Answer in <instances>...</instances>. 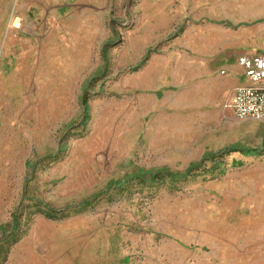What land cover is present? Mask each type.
<instances>
[{"label":"rangeland","instance_id":"rangeland-1","mask_svg":"<svg viewBox=\"0 0 264 264\" xmlns=\"http://www.w3.org/2000/svg\"><path fill=\"white\" fill-rule=\"evenodd\" d=\"M259 51L264 0H0V264H264V153L110 186L261 146Z\"/></svg>","mask_w":264,"mask_h":264},{"label":"built area","instance_id":"built-area-1","mask_svg":"<svg viewBox=\"0 0 264 264\" xmlns=\"http://www.w3.org/2000/svg\"><path fill=\"white\" fill-rule=\"evenodd\" d=\"M246 81L234 86L223 107L238 119L264 121V52H247L236 58Z\"/></svg>","mask_w":264,"mask_h":264},{"label":"trees","instance_id":"trees-1","mask_svg":"<svg viewBox=\"0 0 264 264\" xmlns=\"http://www.w3.org/2000/svg\"><path fill=\"white\" fill-rule=\"evenodd\" d=\"M241 24H248V23H246V22L239 23L236 26L241 25ZM107 44L108 43H105V45H103V47H102V55L105 59H106L105 46ZM138 65H140V62L137 63L135 66H131V67L133 69V68L137 67ZM82 103L84 105H86V100L83 99ZM85 111L87 112L88 109L85 108ZM231 151H240L243 155H258L260 153H264V141H262L261 146H257V147L244 146V145H240L239 143H232V144L226 145L223 148H221L220 150H218L217 152H213L210 154L206 153V154L202 155L199 160H197L195 162H190L183 172H173V171L168 170L166 168L157 169L155 171H152L151 169H149L147 171L139 170L137 172V174L128 175L124 179H119V180L113 181L110 184V186L111 185H113L114 187L119 186L123 182L128 180L130 177L141 176L142 178H144V174H147L149 176L147 179H145L146 181L152 180L155 176L162 174V173L163 174L165 173L167 176L174 178V179L183 178V177H186L187 175H189L192 171L198 170L204 161L209 160V159H213V158L219 159L224 153L231 152ZM89 202H90V199L83 201L84 204H87Z\"/></svg>","mask_w":264,"mask_h":264},{"label":"crops","instance_id":"crops-1","mask_svg":"<svg viewBox=\"0 0 264 264\" xmlns=\"http://www.w3.org/2000/svg\"><path fill=\"white\" fill-rule=\"evenodd\" d=\"M262 52H264V51H262ZM234 63L236 64V66L238 67V69H239V71L237 72V77H242L243 78V81H241L240 83H243V82H245L247 79H246V76H245V74H244V71H243V68L236 62V58H235V60H234ZM240 83H238V84H240Z\"/></svg>","mask_w":264,"mask_h":264}]
</instances>
